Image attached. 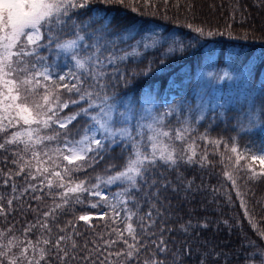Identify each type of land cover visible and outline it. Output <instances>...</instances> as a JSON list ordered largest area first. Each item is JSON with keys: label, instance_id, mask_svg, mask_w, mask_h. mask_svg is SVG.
<instances>
[{"label": "snow or ice", "instance_id": "1", "mask_svg": "<svg viewBox=\"0 0 264 264\" xmlns=\"http://www.w3.org/2000/svg\"><path fill=\"white\" fill-rule=\"evenodd\" d=\"M92 2L0 0V163L4 164L0 167V183L11 189L7 196L0 194V217L7 221L12 212L22 216L36 213L34 222H26L22 230L25 240L20 242L19 256L13 254L15 236L7 244L0 243V264L27 259L29 249L33 258L28 264H186L194 255L198 256V264H227L223 251L200 243L202 232L212 221L194 222L188 218L178 222L175 229L168 223L173 215L170 195L188 202L198 194L211 193L214 198L219 192V188L205 185L203 180L197 184L195 177L190 179L181 172L182 167L199 165L204 169L212 163L206 150L198 153L195 140L188 142L189 121L173 132L165 125V118L173 113L154 115L151 109H145L137 115L113 91L117 83L126 86L138 75L149 74L151 64L131 77L121 68L129 57L142 54L138 51L141 46L145 50L155 48L167 38L150 34L132 51L120 49L103 32H87L88 26L75 19L79 10ZM104 2L124 4L125 0ZM135 2L131 0L133 5ZM163 3L166 8L168 0ZM143 4L155 7L152 0H143ZM186 26L201 36L224 34ZM176 50L171 45L167 49L169 53ZM179 50L184 49L181 46ZM61 53L72 61L67 71L56 63ZM50 56L55 59L50 61ZM261 124L264 108L261 115L253 108L237 120L242 132ZM199 139L207 140L213 151L224 143L232 154L227 159L231 162L234 157V168L241 160L258 161L259 170L251 162L242 170L247 171L248 180L264 181V147L241 150L237 137L230 147L220 139ZM175 141L187 147L178 148ZM117 160L123 162L117 164ZM102 161L103 173H96ZM168 171L173 173L172 178L165 174ZM81 172L83 177L76 175ZM224 175L236 188L244 215L261 241L257 243L245 235L248 250L244 264H264V226L249 213L232 173L226 171ZM16 177H21L23 183L18 185ZM36 193L51 198L46 210L33 208L28 202L43 199ZM224 195L231 202V194ZM88 197L97 199L92 202ZM76 205L106 208L100 219L109 217L116 226L95 232L91 215L79 214ZM69 214L72 219L64 220ZM81 221L92 228L95 238L79 226ZM223 223L228 225L227 220ZM11 230H0V236ZM34 230H39L35 242L27 236ZM174 231L183 236L181 242L167 238ZM118 244L120 247L115 248ZM174 244L177 246L172 247Z\"/></svg>", "mask_w": 264, "mask_h": 264}, {"label": "trees", "instance_id": "2", "mask_svg": "<svg viewBox=\"0 0 264 264\" xmlns=\"http://www.w3.org/2000/svg\"><path fill=\"white\" fill-rule=\"evenodd\" d=\"M176 3L177 0H168L165 8L163 0H152L155 7H146L143 0H136L134 5L131 0H125L124 4L93 0L88 8L79 10L75 19L88 26L87 32H103L108 40L117 42L120 49L127 51H132L133 46L145 41L150 34L156 35L157 38H167L166 43L155 48L145 50L141 46L138 51L142 54L129 57L121 68L131 77L133 72L140 73L151 64L152 71L149 74L138 75L126 86L117 83L113 91L124 103L130 104L137 115L149 106H153L155 115H160L159 109L165 105L171 112L175 109L173 118L177 125L168 126L173 132L178 127L179 116H182L188 106L187 101L195 99L196 79L199 72L230 69L234 72L244 71L248 75L250 80L246 86L226 83L217 87L220 91L221 107L217 109L213 118H207L201 123L189 122L188 142L195 140L198 153L206 150L208 159L212 163L204 169L199 165L182 167L181 172L190 179L195 177L197 184L203 180L205 185L219 188V192L214 198L211 193L198 194L195 199L188 202L170 195L173 215L168 222L169 226L175 229L178 228V222L188 218H192L194 222L203 219L212 221L209 229L202 232L200 243L206 242L208 247L223 251L226 254L227 264H244L245 253L248 250L244 246L245 235L257 243L261 241L244 215L240 203L241 197L236 195V188L232 187L231 181L227 180L224 173L226 171L232 173L249 213L261 223V226H264V181L248 180L247 171L242 170L248 162H251L257 170L260 166L256 162L241 160L240 166L234 168V157L231 162L227 159L232 154L226 150L224 143L213 151V146L199 137L220 139L229 147L233 143V138L237 137L241 150L247 147L256 151L264 147V131H262L264 124L249 132L240 131L237 125V120L242 119L243 113L255 108L257 115H261L264 108V3H261V0H179V7ZM133 7L138 10L133 11ZM187 24L224 34L201 36L188 28ZM122 36L123 40H121ZM170 45L177 50L169 53L167 49ZM181 46L183 51L179 50ZM54 59L55 56L49 57L50 61ZM66 59L67 57L60 56L56 61L63 71H67V68L72 66L70 59H67L65 64ZM178 143L176 145L178 148L187 147L184 142ZM116 152H119V148H116ZM122 162V160L116 161L117 164ZM103 163L102 161L96 167V173H103ZM0 167H4V164L0 163ZM9 167L14 166L9 165ZM159 171L164 172L165 169L160 168ZM88 172L95 175L91 169H88ZM165 174L170 178L173 176L171 171ZM76 175L83 177L84 173ZM15 179L18 185L23 183L21 177ZM10 191V186L6 187L0 183V194L7 196ZM225 192L231 194V202L227 200ZM36 195L42 196L43 199L28 202L33 208L46 210L52 203L51 198L45 193H36ZM88 199L95 202L97 198L88 197ZM15 203L14 201L13 207ZM76 210L79 214L87 212L92 215L91 225L95 232L103 233L116 226L111 224L109 217L100 219L106 208L90 209L87 206L81 208L80 205H76ZM35 216L36 213L32 212L24 216L12 212L8 215L7 221L0 217V230L12 229L7 235L0 236V243L7 244V241L15 236L16 247L13 249V254L19 256L20 242L25 240L22 230L26 222H34ZM63 219L70 220L72 216L69 214ZM225 220L228 221V225L223 223ZM106 224L108 228L105 227ZM79 226L89 237L95 238L92 228L84 225L82 221L79 222ZM118 226L123 228V224ZM27 236L35 242L39 237V230L29 232ZM167 238L175 239L178 243L183 240V236L175 231ZM176 246V244L172 245V247ZM118 247L119 244L115 246ZM32 258L33 253L29 249L27 259L21 257L17 264H28V259ZM36 258H39L38 251ZM41 264L45 262L41 261ZM186 264H198V256L194 255L187 259Z\"/></svg>", "mask_w": 264, "mask_h": 264}, {"label": "rangeland", "instance_id": "3", "mask_svg": "<svg viewBox=\"0 0 264 264\" xmlns=\"http://www.w3.org/2000/svg\"><path fill=\"white\" fill-rule=\"evenodd\" d=\"M61 56L66 57V55L63 53H61ZM225 73L228 75L225 76ZM249 80L250 79L248 75H246L244 71L234 72L230 69H215L199 72L196 79L197 89L195 99L194 101L191 99L187 101L188 106L186 107L182 116H179V124L177 128L182 127V123L185 120L194 123H201L207 118H213L217 109L221 107L220 91L217 90V87H220L226 83L227 85L234 83L235 85L246 86L249 84ZM165 107L166 105L159 109L160 115H163L165 112H171L168 107ZM145 109H151L152 114H154L153 106L145 107L141 114L144 113ZM65 111H68V109ZM173 112H175V109L171 113ZM201 117L203 118L201 119ZM170 124L174 127L177 125L176 120L173 118V114H170L165 118V125L167 129ZM178 142L181 143V141H175V144H179ZM256 163L259 165L258 161H256ZM112 190L115 191V186H112ZM105 192L107 193L108 190L105 189Z\"/></svg>", "mask_w": 264, "mask_h": 264}]
</instances>
